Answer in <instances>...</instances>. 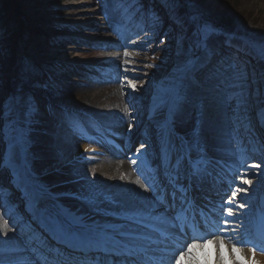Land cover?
<instances>
[{
  "label": "rangeland",
  "instance_id": "374dc122",
  "mask_svg": "<svg viewBox=\"0 0 264 264\" xmlns=\"http://www.w3.org/2000/svg\"><path fill=\"white\" fill-rule=\"evenodd\" d=\"M0 1H3L2 7L8 5L6 7V18L3 22L0 21V82L3 81L0 83V102H3L11 94L20 90H23L24 93L34 100L36 105L35 122L32 124L29 132L30 142L27 148L29 168L35 182L47 190L48 197L65 201L64 205H61L59 202L57 203L66 211H69V207H73L75 211L83 210L86 203L83 194L87 192L94 196L93 191L95 188H102L105 183L111 181L108 177L110 169L107 165L112 158H119L128 162L131 166L130 168L139 175L137 171L139 161L134 165L129 157H133L135 150L140 147L141 142H146V147L142 151L151 152L155 156V159L146 162V173L151 174L150 168L155 162L158 163L152 171H155L157 174L162 173L163 168L159 161L161 155L158 150H160L163 143L162 133L164 132H160V137L156 141L150 140L152 123L149 116L151 114L159 116V122L162 124L163 121V126H165L166 119H161L164 113L163 106H159L160 108L156 109L152 107L156 93L157 91L163 93L167 90L173 74L176 73L177 67L182 65L185 60V53L188 48L192 47L197 33L198 26L193 17L189 15L183 2L181 0H175L174 3L166 2V0H142L141 11L136 12L139 9L138 4L126 6L114 3L112 0ZM157 1L160 3V6L155 7L152 3H157ZM187 2L190 9L197 8L203 14L210 17L223 16L227 15V13L229 15L232 12L235 14V22L240 28L241 35L237 38L232 35L215 33L211 42L224 39L234 42L236 48L246 51L242 53V55H245V62L240 61L242 65L248 68L246 73L250 76L249 80H254V87L252 88L253 96L249 101L248 110L244 114V118L248 116L245 118L247 119V123L243 126V129L237 130L239 125L235 118L236 103H232V112L229 114L232 120H230L229 126L234 133L233 139L237 145V149H241V151H237V155L242 158L241 162L243 161V163H247L248 165L258 164L261 160H264V148L261 147L264 144V119H261L259 115L261 106L255 94L257 86L264 93V79H262L264 78V0H187ZM210 2H214L211 7L209 6ZM80 4H90L91 10H94L97 15H86L90 11L89 8H77ZM105 7L109 11H113L115 23L119 29L122 28L119 17L128 19L135 14L134 21L139 24L138 32L149 31L152 33L147 29L146 22L150 14L152 17L154 14L158 17L161 16L164 21L163 24L155 28L156 30L150 35V39L135 40L137 43L148 42L144 50L135 47L127 51L128 55L125 59L127 61V75L129 77L138 75L142 76L143 79L138 81L131 80L129 82V80H125L121 76L118 80L119 82L116 84L117 91L124 92L128 98L126 103L129 107L131 105L128 101L131 100L133 104L134 101L133 97L127 96V93L132 91L131 84H136L137 89L140 91L135 94V97H144L150 109L149 112L141 114L140 118L136 112V105L135 111H133L132 107L129 109L128 118L133 125V131L129 136L125 134L128 124L126 126H118L115 119L114 122L110 120L111 117H93L94 124L78 119L77 112L79 108H76L78 98L69 89L75 81V83L79 82L83 75H88V78L82 82L84 86L79 85L78 89L90 86L91 84H103L119 75L117 67H107L106 71L102 74L94 73L89 68L94 65V62L89 57H86L87 59L85 58L86 60L82 64L76 59L83 49L87 48V45L95 46L107 43L105 39L102 40L101 37H96V33L101 29L104 19V16L97 9ZM130 9L133 10L129 11ZM170 9L174 13L179 14L178 21L185 25L183 32L179 33L177 27L173 25H170L168 28L166 27L168 18H170ZM80 25H84L85 28H80ZM167 31L171 32V35L175 38L171 42L170 49L164 51L162 50L161 43L163 40L165 41L164 33ZM179 34H181L180 38L178 37ZM240 38L245 40L241 42L239 41ZM248 40L250 43L247 42ZM112 42V47L109 48L112 54L110 59L117 60L123 49L120 43ZM88 49H90V46ZM59 50H64L65 53L59 52ZM71 53H75L74 58L70 57ZM223 57L228 58L227 56ZM25 58L30 59L26 62L27 65L31 66L29 71L23 70L21 66V63L25 62ZM123 64L124 62L120 63L121 66ZM149 64L158 65V67L149 68L147 67ZM251 73H254L253 76L250 75ZM206 77L207 70L203 74L193 75L191 84L194 86V93L202 97L199 107L198 109L193 107L190 102L182 105L181 110L174 117L176 126L174 124L173 126L168 125L164 138L168 139L175 133L179 140L183 139L186 142L191 141L195 144L197 119L205 118L206 116L211 120L217 118L219 111L209 101L210 96L216 92L212 91L209 87ZM98 94L102 97L104 93ZM260 99H264V95ZM103 102L107 103L108 99L103 100ZM132 116H135L136 119L132 120ZM76 129L79 132L85 129L89 134V140L93 143L89 147H93L98 152L101 150L102 157L95 154V152H90L85 153L81 158L76 160H69L71 153L81 148V145L84 144L77 135ZM64 132L68 134H64ZM102 133L110 134L111 138L114 139L122 135L119 142L123 146L122 150H112L108 144L102 143V140L106 141ZM259 137H261L263 142L257 145L255 139ZM97 139L101 144L96 142ZM206 143L208 148H205L204 152L208 158L224 163V158L214 156L211 153L213 144L210 145L209 140ZM149 144L151 145L150 148L147 147ZM70 146L73 148L68 151V147ZM253 146H258L260 151L254 150ZM153 147L157 150L154 151ZM133 148L134 150H132ZM7 149L8 145L3 140H0V153H5ZM246 154L248 155L247 160L244 158ZM194 155L197 157L195 151L193 152V158ZM263 167L264 164H261V168ZM217 171L219 170L217 169ZM225 171L228 174L224 177L230 178L232 182L235 171L228 167L225 168ZM254 171L257 170L254 169ZM6 174H8L7 171L4 173V182L9 181ZM247 178L253 181V186L257 185L256 177L252 173H248ZM93 179L95 183H91ZM139 179L144 183L142 176L139 175ZM239 182L238 178L236 184H239ZM235 186L233 185V187ZM244 187L249 186L244 185ZM16 191H18L17 188L13 186L9 187L8 196L3 201H0V205L3 207L2 211L7 213L8 222H11L12 219L9 216L8 210L15 208L19 203L14 199ZM201 194L206 193L201 192ZM244 195L245 193H240L237 199ZM247 195L252 197L254 201V203L250 204L251 208L254 207L252 210V220L258 219L261 214V208H264V186L257 187L255 195L252 192L247 193ZM97 204L100 205L99 211L105 213L104 211L107 208L105 205L108 204L105 201L98 202ZM111 214L114 215V221L116 219H119L120 222L122 221L119 218L121 215L117 213ZM20 219H23V217ZM148 232L146 231V233ZM227 241L229 247L222 249L224 254L229 252L230 245L233 242L230 238ZM207 245H210L209 248L214 246V244ZM238 247L241 248L242 245H238ZM194 253L197 256L199 255L196 252ZM200 254L202 258L199 259L204 261L203 263L200 262V264H206V250L204 248L201 249ZM216 259L217 255L212 258V260Z\"/></svg>",
  "mask_w": 264,
  "mask_h": 264
},
{
  "label": "snow or ice",
  "instance_id": "6c2138e0",
  "mask_svg": "<svg viewBox=\"0 0 264 264\" xmlns=\"http://www.w3.org/2000/svg\"><path fill=\"white\" fill-rule=\"evenodd\" d=\"M112 2L127 6L136 4L138 0ZM166 2L174 3L175 0ZM131 10L133 9L129 11ZM215 32L216 29L210 22L205 21L203 27L198 26L193 45L185 53V60L177 67L167 90L163 93L157 91L152 107L156 109L159 106H169L171 114L172 108L178 104L190 86L193 74L206 69V82L212 91L225 103L235 98L236 122L243 127L244 114L253 96L254 80L250 81L246 71L226 57L220 58L216 63L212 62V57L217 55L211 43ZM147 43L131 41V44L140 50H144ZM123 47L124 55L127 56L128 44ZM147 67L154 68L158 65L149 64ZM117 68L120 75L129 82L143 79L142 76L127 75L126 60L123 66L117 65ZM131 87L132 91L128 92L127 96L135 98V94L140 90L134 83ZM255 94L261 106L259 115L264 119V99H260L264 93L259 86L255 89ZM128 103L135 111V104L131 100ZM35 114V102L23 90L0 102V140L8 145L7 151L0 153V201L8 196L9 186L23 189L24 198L32 207L33 215L64 241L66 251L45 248L36 233L31 230L23 238L19 237L18 233L13 236L4 233L3 243L10 244L14 249L22 248L23 251L18 252L11 261L0 259V264H32L33 261L34 264H200L193 250L203 249L207 244L216 245L215 264H229V260L231 264H259L255 255L258 250L264 252V210L256 221V228H251L252 197L247 193L252 192L255 195L257 187L264 186V168H261L264 160L258 164H240L233 174L232 182L225 184L221 177L228 174L225 171L228 167L226 161L221 163L219 160L209 159L199 141L193 144L181 139L179 144H175L164 138L162 133L163 176L167 181L162 183L156 173H146V161L142 159L147 155L142 151L146 142H141L133 157L129 159L134 165L139 161L137 171L143 177L144 183H137L145 192L150 190L152 195L144 197V203L124 209L125 212L133 213L131 227L135 232L130 238L123 242L120 239L110 240L105 236L104 229L95 225V221L89 222L83 215L66 211L55 202L58 198L48 197L47 190L38 185L32 177L27 148ZM131 119L135 120L136 117L132 116ZM132 128L133 125L129 124V135ZM147 147L150 148L151 145ZM261 147L264 148V144ZM194 151L197 153L195 159ZM237 151L241 149H233L234 154ZM239 167L244 168L243 173L239 172ZM6 171L10 176L9 186L3 183ZM248 173L256 177V186L247 178ZM208 177L212 178L213 183L221 180L222 191L215 194L218 203L213 199L202 206L193 195V188L198 187ZM237 178L239 184H236ZM91 183H95V180ZM240 193L245 195L238 200ZM83 198L93 207L99 208V197L85 192ZM43 199H50L52 202L40 207L39 202ZM246 208L247 212L241 211ZM13 227L16 225L13 224ZM197 228L201 230V235L189 236V229L195 231ZM145 229H148L149 233H145ZM226 235L233 241L227 259L222 251L226 246ZM189 240L191 242H188ZM198 240L201 242H197ZM238 245L251 246L253 259L250 262L241 255L242 250Z\"/></svg>",
  "mask_w": 264,
  "mask_h": 264
},
{
  "label": "bare ground",
  "instance_id": "6f19581e",
  "mask_svg": "<svg viewBox=\"0 0 264 264\" xmlns=\"http://www.w3.org/2000/svg\"><path fill=\"white\" fill-rule=\"evenodd\" d=\"M191 1V0H190ZM214 2H210L209 6H213ZM139 5V8H142V2L138 0L136 3ZM8 7V5L6 6ZM167 7V6H166ZM77 8H89V12L86 14L88 16L95 15L96 12L94 10H91V5L90 4H80L77 6ZM159 9V8H158ZM101 15L104 16L103 19V24L101 25V29L97 31L96 37L100 38L103 40L105 39L107 43H101L99 45H87V48L85 47L82 51V53L78 56L77 61H79L81 64L86 60V57H89L91 61L94 62V65L90 67V71L94 73H99L102 74L104 71H106L107 67H117V65H120V63L124 62L127 56L124 55V47L126 43L128 44L127 51L134 49L135 46L131 44L132 39L133 40H144V39H150V35L156 30L155 28L159 26L160 24H163L164 21L161 18V16H156L155 14L153 17H150L149 19H146L147 22V29H149L152 33L149 31H143V32H138L139 29V24L134 21V16L129 18V19H122L119 17V22L122 24V28H118V25L115 23V18L113 15V11H109L107 7L103 9H97ZM7 15V13H6ZM97 15V14H96ZM170 18H168L167 21V28L170 25L176 26L179 33L183 32L185 29V25L181 24L182 22L178 21V13H174L172 9H170L169 12ZM103 26V27H102ZM80 28L84 29V25H80ZM77 29V28H76ZM165 34V41L161 43L162 50L166 51L170 49L171 42L174 40V36L171 35V32L167 31L164 33ZM177 37V36H176ZM178 37H181V34L178 35ZM112 41L116 43H120V46L122 47L123 51L120 54L119 59L117 60H111V52L109 50L110 47H112ZM212 46L214 47L217 55L212 57V62L214 63L218 58H222L223 56L229 57V60L234 62L237 67H239L242 70H248L247 67L243 66L241 62H239L238 59H243V55L239 53V58L236 59L234 57L235 53V48L233 47V44L229 43L227 40L221 39V40H215L212 41ZM86 46V45H85ZM90 46V49H88ZM102 48V49H100ZM59 52H64V50H59ZM77 52V51H73ZM245 51H242V53ZM72 55L70 56L71 58L75 57V53H71ZM69 56V55H68ZM86 58V59H85ZM110 59V60H109ZM211 65H209L210 67ZM252 68V66H251ZM206 69L200 70L198 75L203 74ZM261 71V70H260ZM254 73H251L250 75L253 76ZM121 75L117 77L111 78L110 81L105 82L103 84L99 85H93L91 84L90 86L84 87L82 89H78L77 87L84 86L82 83L86 78H88V75H83V77L80 78L79 82L73 83L69 89L72 90V92L75 93L76 97L78 100L76 101L78 104H76V108H79V111L77 113V118L81 119L83 121H87L89 123H94L93 117L100 118L102 116L104 117H111L110 120L114 122V119L117 121L118 126H129L130 120L128 118L129 116V107L126 103L127 97L124 94V92L120 91L118 92L117 90V81L120 79ZM250 77V76H248ZM1 81L0 83H2ZM254 87V83H252V88ZM110 91L109 93H107ZM106 92V93H105ZM103 94L99 96V94ZM142 98V99H140ZM140 98H133L134 104L136 105V112L138 117L140 118V115L143 113H147L150 111L148 108L144 97ZM201 96H198L194 93V86L190 84L188 87L186 93L182 96L178 104H176L172 110L174 114H178V112L181 110V106L186 104L187 102H190L193 107L197 108L199 107V104L201 102ZM108 99V102H103V100ZM209 101L213 103V106L217 107L219 111V115L215 120L209 119L208 116L205 118H199L198 119V124L196 125V135H195V140L194 143L196 144L197 141L201 145H203V148H208L207 141H210V145L213 146V149L211 148V153L214 156H218L221 158H224L225 161L227 162V165L229 166L230 169H233L237 171V168L240 164L243 163L241 162L242 158L237 155V152L234 154L233 149H237V145L235 144V141L233 139V131L230 129V120H232V117L230 112H232V103H236L235 98L230 99L227 103L223 101V99L217 94L214 93L213 95L210 96ZM161 107V106H160ZM157 107V108H160ZM185 107V106H184ZM164 108V113L163 117L161 119L163 120L164 118L166 119L167 122L166 127L168 125L173 124V119L172 115L171 117L168 115L169 114V106H163ZM123 117V119H121ZM150 120L153 121L154 129L152 132V135L154 136H159L160 132H166V127L161 126V123L159 122L160 117L154 114H151ZM248 116H245L247 118ZM128 118V119H127ZM235 118H236V112H235ZM244 118L243 121V126L247 123V119ZM126 119V120H124ZM129 120V121H128ZM112 122V123H113ZM163 122V121H162ZM103 123H105L103 121ZM107 125V123H105ZM115 124V123H113ZM239 125V124H238ZM173 126V125H172ZM176 126V125H175ZM174 126V127H175ZM173 127V129H175ZM244 127H239L237 130L243 129ZM163 129V130H162ZM133 130V128H132ZM64 134H68L67 132H64ZM126 134L129 135L128 129L126 131ZM80 139L84 143L81 145V148H78L76 151L74 150L71 153V156L69 157L70 161L76 160L78 158H81L84 153L86 152H91L87 146L86 143L89 142L88 137L85 133H80ZM261 137L258 139H255L256 144H262V139L259 142ZM151 141H156L153 137L150 139ZM231 141V146L230 145ZM172 142L175 144H178L180 142L178 136H174L172 139ZM259 142V143H258ZM73 147L70 146L68 147V151H70ZM254 150L260 151V148L258 146H253ZM145 152V151H144ZM98 156L101 155L100 152H97ZM147 155L144 156L142 159L145 161L149 160L152 158V153L151 152H146ZM102 157V156H101ZM244 158L247 160L248 155L246 154ZM244 160V161H246ZM174 162V160H173ZM157 165V162L153 164V166ZM109 166V173L108 177L111 179L110 182L105 183L102 188H95L94 189V197H99L100 199L97 201L102 202L105 201L108 205H105L106 211L100 212L97 207H93L91 204L88 203L86 200L85 203V208L83 210L75 211L73 210V207H69V211L73 213H77L80 215L85 216L88 218V221H95V225L102 226V225H109L112 222L113 216L111 213H117L121 215L125 219H131L133 213L131 212H125V208L129 207H134L135 205L142 204L144 203V197L151 196L152 194L148 191L145 192L144 189L140 188L139 184L137 181L142 183L139 179V176L135 173L134 170H132L128 162H125L124 160H121L119 158H112L108 165ZM264 168V167H263ZM239 172L243 173L244 168L239 167ZM55 173V172H54ZM9 176V175H8ZM6 186H9V182H4ZM10 187V186H9ZM206 190V189H204ZM21 193L23 194V189L21 190ZM139 193H142L143 195H138ZM198 193V190L193 191V195L196 196ZM24 198V194L22 195ZM15 199L20 197L22 198L19 192H16L14 195ZM25 199V198H24ZM202 199L199 198V200ZM212 199H216V197H209V201ZM26 200V199H25ZM239 200V199H238ZM209 201L202 200L203 203H200L201 205L208 203ZM52 202V200H50ZM56 203L59 202L61 205L65 204V201L61 200H56ZM216 202L218 203V199H216ZM254 203V201L251 199V203ZM41 203H39L40 205ZM42 205V204H41ZM29 207V208H28ZM44 207V206H42ZM2 206L0 205V259L5 260L6 262L11 261L17 254L18 252H22L23 249H14L10 246V244H5L2 242V238L4 237V233H7L8 236H13L14 234H19V237L23 238V233L22 230H17L16 228L13 227V224H10L7 222V217L6 213L2 211ZM30 204L27 201V207L24 209V211H27V214H33V211L30 210ZM241 211L247 212L248 209H242ZM12 212H16L13 210H10V214ZM121 212V213H118ZM105 215V216H103ZM100 216V217H99ZM132 220V219H131ZM23 223V222H22ZM22 223L16 224L17 227L20 225L22 226ZM147 223V220H146ZM132 222L130 221H124L123 226L120 231L123 232H135V229L131 227ZM105 227V226H104ZM118 227V226H116ZM104 229V234L105 236H108V233L106 232V228ZM226 241V239H225ZM63 242V241H62ZM45 246H48L50 249H59L58 245H55L57 248L52 247L49 243L45 244ZM44 246V247H45ZM245 246V245H244ZM249 246V249H245V251H241V255L246 258L249 262L253 259L252 252H251V246ZM229 245L226 241V246L225 249L228 248ZM60 250H63L60 248ZM64 251V250H63ZM210 257H212L213 254L217 255V249L213 251H207ZM264 252L257 251L255 255V260L259 262V264H264V255L262 254ZM226 259L229 257L230 252L227 254H224ZM34 264V261L32 262ZM229 264H231V261L229 260Z\"/></svg>",
  "mask_w": 264,
  "mask_h": 264
},
{
  "label": "trees",
  "instance_id": "16d2710c",
  "mask_svg": "<svg viewBox=\"0 0 264 264\" xmlns=\"http://www.w3.org/2000/svg\"><path fill=\"white\" fill-rule=\"evenodd\" d=\"M2 3L0 1V21H4L6 18V7H2ZM192 11L197 13L200 19L201 24L203 25L205 21L210 22L211 26L215 29H218L225 33H231L238 35L240 33V28L238 24L235 22V14L234 12L228 15L210 17L208 15L203 14L197 8H192Z\"/></svg>",
  "mask_w": 264,
  "mask_h": 264
}]
</instances>
